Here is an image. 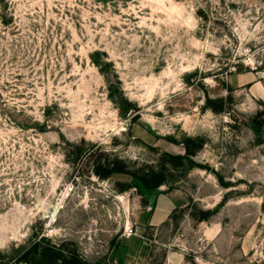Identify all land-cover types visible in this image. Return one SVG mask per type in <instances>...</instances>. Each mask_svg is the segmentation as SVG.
I'll return each instance as SVG.
<instances>
[{"label":"rangeland","instance_id":"obj_1","mask_svg":"<svg viewBox=\"0 0 264 264\" xmlns=\"http://www.w3.org/2000/svg\"><path fill=\"white\" fill-rule=\"evenodd\" d=\"M259 113L264 0H0V261L40 239L89 264H264ZM187 137L195 168L154 211L94 173L157 170Z\"/></svg>","mask_w":264,"mask_h":264},{"label":"trees","instance_id":"obj_2","mask_svg":"<svg viewBox=\"0 0 264 264\" xmlns=\"http://www.w3.org/2000/svg\"><path fill=\"white\" fill-rule=\"evenodd\" d=\"M7 23V20L4 21ZM223 112V109L218 110ZM263 113L257 114L251 121V128L253 132L262 137L264 133V120L262 119ZM263 142L259 139V143ZM185 146V155H171L165 154L162 157L160 167L156 169H150L143 171V173L129 171L126 164L116 159L110 161L109 159L102 162V158H99L95 163L94 173L96 176L102 179L110 178L114 175H128L131 177L132 186L136 188L139 194L147 199L153 200L149 202V207L154 211L157 208V192L161 186H169L174 180H180L179 178L185 177L190 171L195 168L193 157L204 147V141L200 137H187L183 142ZM194 146V148H192ZM97 146L93 147L87 154L90 156L94 154ZM168 166H172L174 169H168ZM174 174H178L174 179ZM147 201V200H146ZM212 212L201 211L197 218L200 222L210 220ZM120 245H117V250ZM17 264H89L86 261L80 259L77 254H65V251L61 247L52 245H46L43 247L42 241L34 239L32 243L26 247L22 253L15 260ZM11 264V262H9Z\"/></svg>","mask_w":264,"mask_h":264},{"label":"crops","instance_id":"obj_3","mask_svg":"<svg viewBox=\"0 0 264 264\" xmlns=\"http://www.w3.org/2000/svg\"><path fill=\"white\" fill-rule=\"evenodd\" d=\"M141 218H142V220H143V219L147 220V221H145L146 223L151 222V217L148 216V215H146V214H145V215H142Z\"/></svg>","mask_w":264,"mask_h":264},{"label":"water","instance_id":"obj_4","mask_svg":"<svg viewBox=\"0 0 264 264\" xmlns=\"http://www.w3.org/2000/svg\"><path fill=\"white\" fill-rule=\"evenodd\" d=\"M0 264H9V261H7V260L0 261Z\"/></svg>","mask_w":264,"mask_h":264}]
</instances>
